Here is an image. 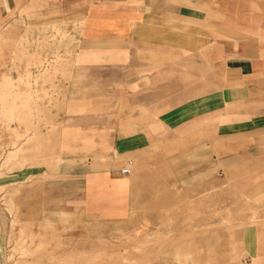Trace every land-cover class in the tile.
<instances>
[{"label":"rangeland","instance_id":"374dc122","mask_svg":"<svg viewBox=\"0 0 264 264\" xmlns=\"http://www.w3.org/2000/svg\"><path fill=\"white\" fill-rule=\"evenodd\" d=\"M208 1L158 2L132 43L85 66L83 6L0 15V264L258 260L240 250L264 225V163L242 155L237 89L198 43ZM193 6L199 22L178 18ZM124 167L121 210L88 219L81 171Z\"/></svg>","mask_w":264,"mask_h":264},{"label":"crops","instance_id":"0c3cea01","mask_svg":"<svg viewBox=\"0 0 264 264\" xmlns=\"http://www.w3.org/2000/svg\"><path fill=\"white\" fill-rule=\"evenodd\" d=\"M36 2L37 0H0V15L6 17L14 14V11L28 12L39 7ZM66 2L69 7L83 6L78 42L85 47L79 54L83 63L81 65L85 66V61L88 60L86 56L103 60L110 51L106 47L132 43L139 31L150 23L158 2L164 5L168 0ZM207 4L211 17L209 29L205 28L206 31L200 33L198 43L206 45L205 54L210 63L221 62L227 78L226 84L237 89L235 94L233 91L230 94L226 91V103L238 102L242 109L239 113L241 135L248 136L249 140L242 155L264 163V121L252 123L256 118L264 119V0H209ZM201 14L200 8L196 6L183 8L182 12L179 8L177 10L178 18L184 19L185 15H189L197 18L198 22ZM210 108L211 118L213 108L216 110L217 106L210 105ZM81 173V205L88 219L103 220L113 211L121 210L126 199L123 195V177L126 174L116 170L111 175L110 171L89 168ZM113 189L117 191L115 197L109 192H113ZM240 252L246 257L258 258L256 262L247 264H264V225L257 226L243 236Z\"/></svg>","mask_w":264,"mask_h":264},{"label":"built area","instance_id":"2783aa9c","mask_svg":"<svg viewBox=\"0 0 264 264\" xmlns=\"http://www.w3.org/2000/svg\"><path fill=\"white\" fill-rule=\"evenodd\" d=\"M121 172H122L123 174H128V173H130V169L127 168V167H124V168L121 169Z\"/></svg>","mask_w":264,"mask_h":264},{"label":"bare ground","instance_id":"6f19581e","mask_svg":"<svg viewBox=\"0 0 264 264\" xmlns=\"http://www.w3.org/2000/svg\"><path fill=\"white\" fill-rule=\"evenodd\" d=\"M5 82H6V81H5ZM4 100H6V99H4ZM6 102L8 103V101H7V100H6ZM9 107H10V106H9ZM7 109H8V108H7ZM14 109H15V108H14ZM14 109H13V110H14ZM11 111H12V110H11ZM12 112H13V111H12ZM9 113H10V112H9ZM12 156H13V155H12ZM3 175H4V174H3Z\"/></svg>","mask_w":264,"mask_h":264}]
</instances>
